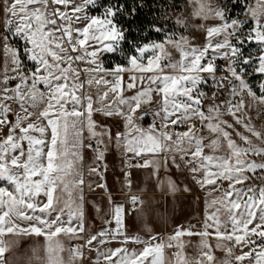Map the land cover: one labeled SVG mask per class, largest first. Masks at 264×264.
Segmentation results:
<instances>
[{"label":"snow or ice","instance_id":"6c2138e0","mask_svg":"<svg viewBox=\"0 0 264 264\" xmlns=\"http://www.w3.org/2000/svg\"><path fill=\"white\" fill-rule=\"evenodd\" d=\"M145 6L0 0V264H264V127L250 114L264 115V0H184L170 9L165 0L133 35ZM108 55L119 57L110 67ZM110 147L123 158L128 193L133 169H150L172 194L180 188L167 174L186 170L206 191L202 230L129 236L126 215L151 212L130 194L122 204L109 195L105 227L89 234L87 177L107 190L100 164ZM86 151L96 166L85 164ZM193 235L201 240L191 256L183 237ZM29 236L43 243L16 255Z\"/></svg>","mask_w":264,"mask_h":264},{"label":"crops","instance_id":"0c3cea01","mask_svg":"<svg viewBox=\"0 0 264 264\" xmlns=\"http://www.w3.org/2000/svg\"><path fill=\"white\" fill-rule=\"evenodd\" d=\"M100 166L102 173H104L103 162H101ZM175 172L179 173L180 171L176 170ZM162 178L166 179L167 176L164 174ZM104 181L107 184V190L95 188V183L100 182L97 181L93 183V186L94 189L98 190V193L85 197V227L89 234H94L105 227V214L109 213L111 209L108 200L109 195L113 198V203L122 204L126 202L127 196L130 194L142 196L147 201V206L151 208V212L147 217H142L138 212L126 215L125 227L129 236L140 235L146 239L149 235L147 228H151L153 233H159L166 237L173 233L178 225L183 226L185 229H191L193 232L202 230L206 212V191L201 190L198 185L184 181L183 179L173 180L179 186L180 191L172 194L166 188L163 191L157 188L155 181L148 179L136 182L132 180L133 191L132 193H128L123 186L124 182L117 189L115 184L110 183L106 179ZM185 185L190 191H183ZM183 240L185 241L186 253L191 256L197 255L196 249L201 238L193 235L185 236ZM76 243H81V241H76ZM209 243L214 245L215 240L210 238ZM118 246L115 242L105 245V247L111 248ZM129 247L135 246L129 245ZM90 255L94 257L95 252ZM216 255L218 258H222L224 254L217 250Z\"/></svg>","mask_w":264,"mask_h":264},{"label":"rangeland","instance_id":"374dc122","mask_svg":"<svg viewBox=\"0 0 264 264\" xmlns=\"http://www.w3.org/2000/svg\"><path fill=\"white\" fill-rule=\"evenodd\" d=\"M102 2L107 3V0H102ZM216 2L217 0H213V3H216ZM183 3H184V0H169L168 6H169V9L171 8L173 4L182 7ZM180 7H177L176 14H179ZM229 7L232 8L234 15L239 14L241 12V7L238 4L234 7L231 4H229ZM95 11H99V9ZM150 35L153 38H158L157 34L155 33H151ZM191 35L195 37V42L203 41V36L200 33L193 31ZM117 59H119V57H114L112 55L106 56L105 57L106 66L110 67ZM259 79H260L259 77H254L252 79L251 83L254 89L259 83ZM250 114L254 117L253 122L258 128L264 127V115L256 116V113L254 110ZM94 119L99 124H103V125L110 127L113 133H115L117 130H120V124L116 118H106L103 115L96 113L94 114ZM142 123L145 127H147L148 124L150 123V120L148 118H145ZM93 158H94V154L92 152H87V151L85 152V164L86 165L91 164L92 166H96L95 164H93ZM104 165H107V171H104L103 173L104 180L106 179L110 183L115 184L116 188L118 189L120 187V184L124 182V171H122L124 170V163H123V158L121 156L120 151L115 149L114 147H110L103 161V166ZM175 171L176 169L172 168L170 172L167 174L168 176L171 177L172 180L183 179L184 181H188V182L195 184L192 181L189 174L187 173V171H180L179 173ZM150 172H151L150 169H133L132 180L136 182H140V181H144L148 179L150 181H154L153 179L150 178ZM161 175L162 176L164 175L163 170L161 172ZM87 179L92 183L100 181V177L96 175L87 177ZM97 191L98 190L96 189L92 190V189L86 188L85 197L96 195L95 193H98ZM42 243H43L42 237H35V236L20 237L19 247L16 250V255H21L27 252L34 245H38Z\"/></svg>","mask_w":264,"mask_h":264},{"label":"trees","instance_id":"16d2710c","mask_svg":"<svg viewBox=\"0 0 264 264\" xmlns=\"http://www.w3.org/2000/svg\"><path fill=\"white\" fill-rule=\"evenodd\" d=\"M165 0H144L145 7L139 11L138 16L131 22V28L134 30L133 35H136L141 30L146 29L153 21L154 15L158 14L160 5ZM167 5L169 0H166Z\"/></svg>","mask_w":264,"mask_h":264},{"label":"built area","instance_id":"2783aa9c","mask_svg":"<svg viewBox=\"0 0 264 264\" xmlns=\"http://www.w3.org/2000/svg\"><path fill=\"white\" fill-rule=\"evenodd\" d=\"M231 247V245H229ZM233 252L234 253H237V249L236 248H233Z\"/></svg>","mask_w":264,"mask_h":264}]
</instances>
